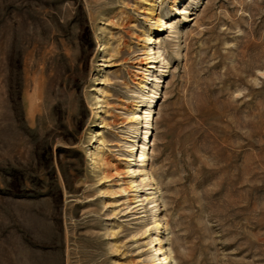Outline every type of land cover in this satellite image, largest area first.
Listing matches in <instances>:
<instances>
[{
  "label": "rangeland",
  "instance_id": "1",
  "mask_svg": "<svg viewBox=\"0 0 264 264\" xmlns=\"http://www.w3.org/2000/svg\"><path fill=\"white\" fill-rule=\"evenodd\" d=\"M174 1L0 0V264H264V0Z\"/></svg>",
  "mask_w": 264,
  "mask_h": 264
},
{
  "label": "bare ground",
  "instance_id": "2",
  "mask_svg": "<svg viewBox=\"0 0 264 264\" xmlns=\"http://www.w3.org/2000/svg\"><path fill=\"white\" fill-rule=\"evenodd\" d=\"M180 1L181 0H175L174 3L176 4V3L180 2ZM160 21H161V19L157 18V23L159 25L158 26V32H160L163 29V24H159ZM149 37H150L149 39L152 40V36H149ZM147 148H148V143H145L144 146H142V153L140 154V157L142 158L141 160H145V159L149 160V151H148V153H146ZM148 150H149V148H148ZM145 179H147V174H145ZM137 185L138 184L135 181V182H133V185L131 187H134V186H137ZM155 195L156 194L153 195V200L154 201L156 200L155 199V197H156ZM140 196L136 195L134 200L142 202L143 199H140L139 198ZM154 211H158L157 206H156L155 210H153V212ZM163 226H164V223H162V221L159 218H157L155 221H153V223L151 225H149V226H147L145 228V233H149L152 230L156 232V234L151 235V238H150V244L152 246L151 250H152V254H153V259L152 260H154L151 264H171V258L167 254L166 250L163 247H161V245L156 247V244H154L155 242L161 240V238L159 237V235H160L159 232H160V230L162 229ZM161 254H163L162 258H160Z\"/></svg>",
  "mask_w": 264,
  "mask_h": 264
}]
</instances>
